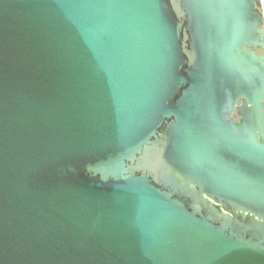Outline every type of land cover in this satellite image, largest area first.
<instances>
[{
    "label": "water",
    "instance_id": "95a60500",
    "mask_svg": "<svg viewBox=\"0 0 264 264\" xmlns=\"http://www.w3.org/2000/svg\"><path fill=\"white\" fill-rule=\"evenodd\" d=\"M258 49L264 0H0V264H264Z\"/></svg>",
    "mask_w": 264,
    "mask_h": 264
},
{
    "label": "flooded vegetation",
    "instance_id": "af4514ba",
    "mask_svg": "<svg viewBox=\"0 0 264 264\" xmlns=\"http://www.w3.org/2000/svg\"><path fill=\"white\" fill-rule=\"evenodd\" d=\"M257 53H258V54H263L264 52L258 49V50H257ZM241 118H242V117L239 115V113H237V116L234 117L235 121H240Z\"/></svg>",
    "mask_w": 264,
    "mask_h": 264
}]
</instances>
